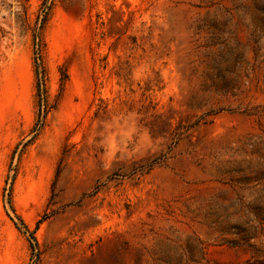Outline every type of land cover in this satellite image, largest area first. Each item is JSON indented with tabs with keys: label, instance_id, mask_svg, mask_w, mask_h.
Instances as JSON below:
<instances>
[{
	"label": "rangeland",
	"instance_id": "obj_1",
	"mask_svg": "<svg viewBox=\"0 0 264 264\" xmlns=\"http://www.w3.org/2000/svg\"><path fill=\"white\" fill-rule=\"evenodd\" d=\"M43 2L0 0V264H264V0H50L24 147Z\"/></svg>",
	"mask_w": 264,
	"mask_h": 264
},
{
	"label": "trees",
	"instance_id": "obj_2",
	"mask_svg": "<svg viewBox=\"0 0 264 264\" xmlns=\"http://www.w3.org/2000/svg\"><path fill=\"white\" fill-rule=\"evenodd\" d=\"M51 8H52V4L50 3V0H44L43 5H42V9H41V14L38 18L37 25H36V27L34 29V33H33L34 67H35V74H36L37 93H38V97H39V113H38L36 125L33 129L34 135L29 141H27L24 144V147H27L30 143H32L37 138L41 129L44 126L45 119L51 110V107L48 106V101L46 98L48 75H47V70L45 68V65L43 63V49L45 47V42H44V39L42 36V30H43L45 23L48 20V17H49L50 12H51ZM21 144L22 143L18 144V146L14 150L13 159L15 158ZM12 164H13V161H12ZM12 164L10 167V171L13 170ZM10 179L12 180V183H11L9 190L7 188L4 189V193H5L4 197L6 196V192L8 191L9 199H8L7 203L10 205V208H11L12 212L14 213V217L10 216V219L19 231H21L25 235H28V241L30 243V248L32 250V253H35L37 250V247H38L35 232L31 231L29 229L28 225L21 218V216H19L16 213V210L14 209V207L12 205L11 198H10L12 186H13V183L16 179V172L13 174V176L8 178L7 184H8ZM47 218H48V216L44 215L37 222L36 228L38 229L39 226L45 220H47ZM15 220H17L18 222H16Z\"/></svg>",
	"mask_w": 264,
	"mask_h": 264
}]
</instances>
